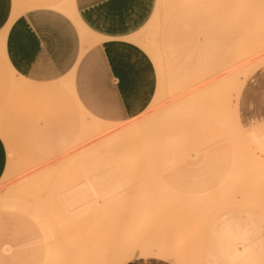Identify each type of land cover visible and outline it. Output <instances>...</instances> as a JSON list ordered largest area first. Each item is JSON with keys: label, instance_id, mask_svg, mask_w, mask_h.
I'll return each instance as SVG.
<instances>
[{"label": "rangeland", "instance_id": "rangeland-1", "mask_svg": "<svg viewBox=\"0 0 264 264\" xmlns=\"http://www.w3.org/2000/svg\"><path fill=\"white\" fill-rule=\"evenodd\" d=\"M209 2L238 42L205 0H155L130 119L37 120L0 65V264H264V0Z\"/></svg>", "mask_w": 264, "mask_h": 264}, {"label": "crops", "instance_id": "crops-1", "mask_svg": "<svg viewBox=\"0 0 264 264\" xmlns=\"http://www.w3.org/2000/svg\"><path fill=\"white\" fill-rule=\"evenodd\" d=\"M204 4L208 21L223 34L234 32L237 43L224 13ZM154 6L155 0H0L1 77L10 82L11 105L58 128L138 115L155 80L134 38ZM6 164L0 136V178Z\"/></svg>", "mask_w": 264, "mask_h": 264}, {"label": "bare ground", "instance_id": "bare-ground-1", "mask_svg": "<svg viewBox=\"0 0 264 264\" xmlns=\"http://www.w3.org/2000/svg\"><path fill=\"white\" fill-rule=\"evenodd\" d=\"M228 7H229V6H228ZM228 7H227V8H228Z\"/></svg>", "mask_w": 264, "mask_h": 264}]
</instances>
